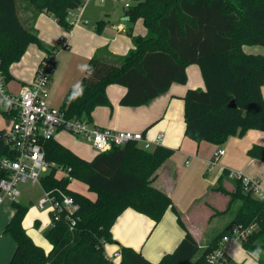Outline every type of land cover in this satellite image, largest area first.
Returning <instances> with one entry per match:
<instances>
[{"label": "trees", "instance_id": "obj_1", "mask_svg": "<svg viewBox=\"0 0 264 264\" xmlns=\"http://www.w3.org/2000/svg\"><path fill=\"white\" fill-rule=\"evenodd\" d=\"M82 0H0V70L7 85L13 79L10 67L21 60L31 43L48 54L61 48L47 46L35 27L37 17L52 14L65 29L72 28L69 13ZM126 17L132 22L142 18L145 35H132L134 46L126 54L94 55L87 63L86 75L78 89H71L61 108L67 117L91 121L97 106L109 105L106 88L110 84L126 87L121 104L141 106L167 92L175 82L186 83V68L200 66L206 88L189 89L184 96L186 135L197 142L225 143L231 136H243L249 129L264 130V54L248 53L245 45L264 47V0H139L130 6ZM105 21L99 20L100 32ZM40 62V63H41ZM232 100L235 107L228 106ZM8 120L13 114L0 105ZM0 129V160L16 158V151ZM47 159L71 167L73 179L85 182L97 193L90 198L69 187L68 177H57L51 168L42 178L45 189L60 188L73 196L80 208L72 228L62 215L54 227L44 230L52 244L47 252L23 226L28 206L16 204V213L5 231L18 242L10 264H208L207 257L220 244L222 236L237 227L247 232L243 248L264 263V198L251 184L234 180V189L223 186L229 176L225 170L213 188L229 196L222 213L231 219L207 247L201 248L187 230L171 196L155 184L161 165L174 153L173 148L145 149L136 142L98 153L86 160L58 140L46 143ZM248 155L264 161V146L254 144ZM7 171L0 168V178ZM159 222L171 208L186 234L174 252L160 262L147 260L132 247L123 246L120 262H111L105 245L116 240L112 226L127 208ZM226 264H230V256Z\"/></svg>", "mask_w": 264, "mask_h": 264}, {"label": "crops", "instance_id": "obj_2", "mask_svg": "<svg viewBox=\"0 0 264 264\" xmlns=\"http://www.w3.org/2000/svg\"><path fill=\"white\" fill-rule=\"evenodd\" d=\"M85 6L83 18L87 9ZM96 14L97 16L91 18V26H87L86 21L74 27L71 32L65 30L50 13L43 12L36 19L35 27L39 37L47 46H61L66 40L67 47H61L55 54V71L49 85L50 103L53 106L61 107L69 90L80 88L86 75L87 63L94 55L103 57L109 52L126 54L134 46L132 35H145L135 31V23L131 26L124 22L113 25L111 28L114 31L104 29L98 32L96 24L99 20L95 21L102 15V11H97ZM123 18L129 20L126 15ZM244 50L255 53L258 49L245 45ZM47 54L37 44L31 43L21 60L11 65L13 79L7 83V88L18 92L23 84L31 82L41 60ZM186 72V83H173L167 92L141 106L121 104L126 87L114 83L108 85L106 93L110 104L97 106L92 112L91 122L101 127L143 132L151 140L163 134L162 146L173 148L174 153L158 169L154 184L171 196L187 230L193 234L201 248H205L211 241L214 227L215 233H218L231 219L220 220L221 222L213 224V229L210 228L207 232L206 228L209 227L206 226L210 222L225 215L220 211L225 210L229 196L213 189L225 170H241L246 177L257 180L259 186L256 195L264 197V161L248 155V150L254 144L264 146V130L249 129L243 136H231L220 145L205 140L197 142L188 137L185 132L184 96L189 89H205L206 84L198 64L188 65ZM262 94L264 96V84ZM55 139L86 160H92L98 154L92 146L91 150L84 149L75 140L63 142L57 135ZM220 149H224L225 153L220 156L217 164L212 165L214 155ZM56 176L61 177L62 173ZM232 180L229 176L224 178L223 186L233 190L235 185ZM40 187L44 192V188L41 185ZM69 187L71 188L70 185ZM95 194L94 197H89L95 199L97 193ZM18 203L28 206L29 210L28 203L19 202L17 199L0 203V264H10L18 249L15 237L5 231L15 216ZM29 203L33 201L29 200ZM40 209L32 214L27 211L23 226L32 239L49 252L52 244L42 235V231L49 227L46 209ZM47 213L51 220L50 211ZM42 221L46 224L44 227ZM34 224L40 225L39 231L34 229ZM112 234L116 241L105 245L106 255L112 256L123 246H128L140 252L150 262L158 263L165 255L175 251L186 230L180 225L178 216L171 208L159 222H155L151 217L130 207L118 216L112 226ZM230 248L229 246L230 264H240L233 259ZM247 254L257 260L250 253ZM115 262H120V257L115 258Z\"/></svg>", "mask_w": 264, "mask_h": 264}, {"label": "built area", "instance_id": "obj_3", "mask_svg": "<svg viewBox=\"0 0 264 264\" xmlns=\"http://www.w3.org/2000/svg\"><path fill=\"white\" fill-rule=\"evenodd\" d=\"M87 1L89 0H82V4L70 11L69 20L72 28L68 30L69 32L82 23V12ZM126 6L130 4L126 3ZM65 42L66 40L62 42L63 46L66 45ZM54 71L53 53L39 64L31 82L23 84L18 92H12L7 88L0 70V105L8 113L13 114L5 138L17 154L14 159L4 157L0 160V168L7 171V175L0 178V203L16 200L20 196L18 187L20 183L39 184L44 188L42 178L51 168L56 169V175L62 173L61 177L73 179L71 167L47 159L46 143L54 139L61 130L84 137L98 153L123 147L129 142H136L145 149L162 146L163 134L151 140L143 132L101 127L83 117H67L61 107L50 103L49 85ZM224 153V149L218 150L211 164H217ZM229 177L242 179L244 185L251 184L255 191L259 186L257 180L246 177L241 170H229ZM39 206L50 211V227H54L63 214L71 228L77 222L75 213L80 205L73 196L60 188L55 190L44 188V196L40 198ZM246 237V231L237 227L231 228L222 236L219 246L208 255V264H226L229 246L242 243ZM120 256V251H116L112 256L107 255V258L115 262V258Z\"/></svg>", "mask_w": 264, "mask_h": 264}, {"label": "rangeland", "instance_id": "obj_4", "mask_svg": "<svg viewBox=\"0 0 264 264\" xmlns=\"http://www.w3.org/2000/svg\"><path fill=\"white\" fill-rule=\"evenodd\" d=\"M139 0H89L86 4L85 7L86 9V14L82 20V23H86L87 21V26H91V18L94 16H97L96 12L97 11H102V15L99 16V18L95 21L97 22L98 20H103L105 21L104 28L101 30L103 31L104 29L106 30H113V25H117L118 23L124 22L125 24L128 25H133L135 23V31L136 32H141V34H146V27L144 25L143 19L138 18L135 22H132L130 20H125L123 17L127 14V12L130 10V7H126L125 3H129L132 7L135 6L138 3ZM97 25V24H96ZM134 31V30H133ZM253 49H258L254 51L255 53L261 52L264 54V47L257 45V46H251ZM11 126V121L8 119H5L4 115L0 112V129L2 128H9ZM57 138L61 141H69V140H75L80 147L84 149L91 150V144L84 139V137L81 136H75L71 133L65 132V131H60L57 133ZM234 182V180H232ZM71 188H73L76 191H79L81 193H85L86 195L90 197H94L96 194L95 192L89 190V187L86 185L85 182L75 179L71 181L70 184ZM19 189L22 191V194L17 198L19 202L22 203H28L29 204V210L30 214H32L35 211H40L41 209L38 206V201L41 197L44 196V192L40 185L38 184H32V183H20L18 185ZM29 200H32L33 203H29ZM47 214V219H48V225L50 221V217L47 213L48 209L45 210ZM30 216V215H29ZM217 217V216H216ZM231 218L230 213H225V215L221 217H217L214 219V221L210 222L206 227L207 232L210 231V228L213 229V224H217L218 222H221L220 220L227 221L228 219ZM46 224L44 221H42V227H44ZM202 226V225H201ZM203 227V226H202ZM34 229L39 231L40 230V225L34 224ZM215 227L213 229L212 237L210 243L215 239L216 234L215 233ZM42 235L43 231H42ZM208 243L207 245H209ZM230 253L238 263L240 264H260L257 260H255L253 257L247 254L246 250L243 248V245L238 242L233 245H230ZM193 264V263H191ZM264 264V263H263Z\"/></svg>", "mask_w": 264, "mask_h": 264}, {"label": "water", "instance_id": "obj_5", "mask_svg": "<svg viewBox=\"0 0 264 264\" xmlns=\"http://www.w3.org/2000/svg\"><path fill=\"white\" fill-rule=\"evenodd\" d=\"M228 106L235 107L236 106V102L234 100H232V102Z\"/></svg>", "mask_w": 264, "mask_h": 264}]
</instances>
